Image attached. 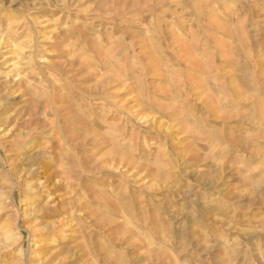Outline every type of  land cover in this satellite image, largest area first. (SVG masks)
<instances>
[{
  "label": "rangeland",
  "instance_id": "1",
  "mask_svg": "<svg viewBox=\"0 0 264 264\" xmlns=\"http://www.w3.org/2000/svg\"><path fill=\"white\" fill-rule=\"evenodd\" d=\"M0 264H264V0H0Z\"/></svg>",
  "mask_w": 264,
  "mask_h": 264
},
{
  "label": "bare ground",
  "instance_id": "2",
  "mask_svg": "<svg viewBox=\"0 0 264 264\" xmlns=\"http://www.w3.org/2000/svg\"><path fill=\"white\" fill-rule=\"evenodd\" d=\"M10 86L12 88H14V87H18L20 85L17 84V82H12L10 84ZM6 87H7V85H6ZM6 87L4 89H6ZM6 111H8V110L6 109ZM26 116H27V118H26ZM21 120H23L24 125L26 124L25 128H24L26 130L27 125L32 120V116L29 115V112H27L25 110H14L12 113H10V114L8 113V116L2 120V126H3L4 130H6L9 126H12V128H15L18 126V124L21 122ZM49 128L51 129V131L49 132V135L53 137L54 132H53L52 125H50ZM28 137H30V136H28ZM33 139H35V138H33ZM54 139H55V137H54Z\"/></svg>",
  "mask_w": 264,
  "mask_h": 264
}]
</instances>
